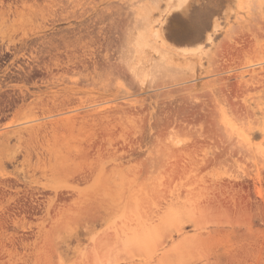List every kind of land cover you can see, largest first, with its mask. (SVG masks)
Listing matches in <instances>:
<instances>
[{
	"label": "rangeland",
	"instance_id": "obj_1",
	"mask_svg": "<svg viewBox=\"0 0 264 264\" xmlns=\"http://www.w3.org/2000/svg\"><path fill=\"white\" fill-rule=\"evenodd\" d=\"M263 25L0 0V264H264Z\"/></svg>",
	"mask_w": 264,
	"mask_h": 264
},
{
	"label": "bare ground",
	"instance_id": "obj_2",
	"mask_svg": "<svg viewBox=\"0 0 264 264\" xmlns=\"http://www.w3.org/2000/svg\"><path fill=\"white\" fill-rule=\"evenodd\" d=\"M264 26V25H263ZM264 31V30H263ZM259 34H261V33H259ZM264 205V204H263ZM262 207V206H261ZM262 209H263V207H262ZM264 210V209H263ZM262 213H264L263 211H262ZM239 225V224H238ZM237 225V226H238ZM241 225H239V227H240ZM234 229H235V227H234ZM236 230V229H235ZM263 241H261L260 243H262ZM262 247V246H261ZM263 248H264V246H263ZM263 248H261V250L263 249ZM263 251V250H262ZM262 253V252H261ZM262 257H264V255L262 254Z\"/></svg>",
	"mask_w": 264,
	"mask_h": 264
}]
</instances>
